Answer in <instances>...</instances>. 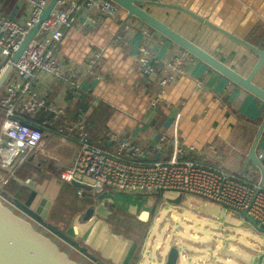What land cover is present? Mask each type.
<instances>
[{"label":"crops","instance_id":"0c3cea01","mask_svg":"<svg viewBox=\"0 0 264 264\" xmlns=\"http://www.w3.org/2000/svg\"><path fill=\"white\" fill-rule=\"evenodd\" d=\"M140 1L180 7L235 39L257 50H264V0ZM142 8L243 77L257 63L258 56L254 52L184 13L154 6ZM0 13L10 19L23 21L28 15V7L21 0H0ZM126 24L131 25L132 29L125 34L123 26ZM144 32L147 34L144 35ZM114 34L123 36L115 41ZM138 47L147 49L159 62L181 59L178 72L170 73L173 78L165 87L159 86L162 74L158 69L151 79L136 71ZM53 52L61 64L70 63L71 79L79 83L80 90L75 92L72 87L41 74L34 76L31 86L36 98L48 105L61 106L64 114L57 121L45 117L47 126L41 144L38 150L26 157V161L31 159V166L22 164L11 170L0 169V192L13 201L18 199L25 203L30 190L19 181L30 180L28 186L31 189L51 198L52 205L44 222L53 224L77 242L79 247L58 241L68 251V257H72L77 264L154 262V250L147 256L142 248L148 236L151 237L156 202L153 200L155 197L144 195L150 199L147 202L150 222L145 228L126 232L121 227V216L116 207L121 204L115 198L119 192L107 190L99 196L98 202L97 197L94 199L89 193L83 192L82 196H78L77 188L59 180L60 170L72 166L78 145L73 138L55 134L56 128L84 117L85 131L91 144L111 147L108 138L113 134L139 146L149 159L168 157L172 151L169 140L173 137L182 149L192 147L194 152L186 153L184 157L198 162L204 160L201 154L207 147L214 145L219 155L215 161L217 165L226 170L236 168L248 177L254 174L256 168L248 170L245 162L264 119V103L145 24L128 17L125 11L119 10L113 19L97 11L77 13L75 30L63 29ZM97 53L101 55L98 64L88 69L89 59ZM253 83L264 91V64L256 73ZM156 97H159L160 102L153 105ZM41 117L37 114L34 120L40 122ZM161 138L166 141L157 151L155 147L160 144ZM255 152L263 154L264 168V131ZM89 209L92 215L85 220ZM177 216L181 220L193 221L195 226L192 228L199 227L202 230L206 227L197 225L193 219ZM178 221L188 228L184 221ZM195 235L198 240L200 235ZM185 241L192 250L186 249L195 259L197 255H206L204 249L196 250L202 244ZM223 252L230 251L222 250L221 256ZM216 262L223 264V260Z\"/></svg>","mask_w":264,"mask_h":264},{"label":"built area","instance_id":"2783aa9c","mask_svg":"<svg viewBox=\"0 0 264 264\" xmlns=\"http://www.w3.org/2000/svg\"><path fill=\"white\" fill-rule=\"evenodd\" d=\"M21 1L28 7V15L23 21L10 19L0 13V76L7 66L11 65V71L0 90V169L3 170H11L17 165H22L30 153L38 150L47 126L45 117L57 121L64 114L61 106L48 105L44 100L36 98L31 86L34 76L41 74L72 87L75 92L80 90L79 83L71 79L70 63L61 64L53 52L55 44L62 37V30H75L76 14L81 11H97L113 19L120 10L110 0H57L53 10L39 25L17 61L12 62V56L37 24L40 14L50 2V0ZM131 29L129 24L123 26L125 34L130 33ZM146 34L144 32V35ZM121 36L114 34V40L119 41ZM137 51L136 71L151 79L158 69L162 74L159 82L161 88L172 80L173 76L170 73L178 72L180 58H174L172 62H159L144 47H138ZM100 56V53H97L89 59L88 69L98 64ZM159 102V97H156L152 104L157 105ZM37 114L42 115L40 122L34 120ZM84 121V117H79L75 122L64 124L55 130V134L73 138L78 145L72 166L60 170L61 182L70 184L75 182L87 186V192L94 199L105 194L107 190L153 197L167 193L174 195L170 200L155 204L154 222L159 221L158 232L163 234V238L156 242L155 237L148 236L145 241L143 253L149 256L151 251L155 252V261L149 264H164L172 247L178 252L177 264H217V260L218 262L223 260V264H231V259L221 256L220 252L247 250L239 242L242 239L254 250L252 253L258 260L264 258V247L253 241V238H257L264 243V234L253 228L241 215L245 213L247 217L253 219L257 229L264 228V183L259 185L260 177L258 182H252L243 171L236 168L226 170L217 165L215 161L219 159V155L214 145H209L201 154L207 162L187 159L184 157L186 153H193L194 149L192 147L182 149L175 137L169 140L172 151L165 159H149L147 153L139 146L129 140L119 139L113 134L108 138L111 147H99L89 142ZM165 141V138H161L155 149L160 151L161 144ZM256 156L257 160L263 159L262 153ZM29 182L30 180H26L22 183L28 185ZM83 190L85 189L77 188L78 196H82ZM187 193L224 207L226 218L239 223L237 226H231L222 224L214 218L205 219L216 225L219 231L211 230L214 234L212 243L198 245L196 250L199 248L210 250L205 256L197 255L196 259L185 247L189 246V243L177 236L170 237L171 225L179 222L178 220L184 221L190 229L195 226L193 221L181 220L177 216L184 211L180 204L182 196ZM178 197L179 203H173ZM0 203L43 236L66 243L48 229L44 222L29 215L2 192ZM164 206H168L173 212L160 222L158 214ZM236 228L247 232L244 238L236 235L235 240H224L227 235H233ZM205 229L211 228L206 226ZM179 230L184 233L180 228ZM189 237L191 241L197 240L193 233H190ZM221 239L224 240L223 246L218 247L217 240Z\"/></svg>","mask_w":264,"mask_h":264},{"label":"water","instance_id":"95a60500","mask_svg":"<svg viewBox=\"0 0 264 264\" xmlns=\"http://www.w3.org/2000/svg\"><path fill=\"white\" fill-rule=\"evenodd\" d=\"M116 6L127 13L128 17H132L145 24L147 27L164 37L166 40L172 42L182 50L186 51L194 58L204 63L209 68L213 69L221 76L252 95L256 99L264 103V91L254 85L253 79L256 73L259 71L261 66L264 64V50L260 51L256 48L235 39L229 34L211 26L204 20L199 17L187 12L186 10L171 5H165L161 3L154 2H145L140 0H110ZM57 0H50L46 8L42 11L39 16V20L33 29L29 31L27 36L21 42L17 51L12 56V62L17 61L22 51L25 49L27 44L32 39L39 25L49 16L53 10ZM142 6H154L159 8L170 9L186 14L187 16L197 20L198 22L206 25L207 27L216 30L217 32L223 34L229 39L239 43L241 46L249 49L258 56L257 63L251 70V72L243 77L231 68L222 64L220 61L212 57L211 55L205 53L197 46H195L190 41L186 40L175 31L152 17L148 12H146ZM83 16L85 13L82 14ZM11 71V65H8L3 74L0 76V90L7 79ZM264 131V119L260 124L252 145L250 147L249 153L246 158L245 165L248 163L252 167L256 168L260 174L259 185L261 186L264 183V168L262 165V160H257V154L255 152L257 142ZM23 164L31 166V159L25 161ZM30 193L25 197V203H21L18 199H14V202L23 210H25L29 215L37 219L38 221L44 222L47 211L52 205V199L49 198L44 193L31 189L28 185L23 184ZM75 188H81L88 190L87 186H82L78 183H71ZM180 197L176 198L173 203L178 204ZM92 215V210H87L84 219L88 220ZM242 217L258 232L264 234V228L257 229L256 223L253 219L247 217L245 213H241ZM48 229L53 231L56 235L66 241L73 247H79L77 242L68 237L64 232L59 230L56 226L50 223H46ZM81 251H84L83 248H79ZM178 252L172 247L169 249L166 260L164 264H177ZM0 264H77L75 261L71 260L68 255L61 251L59 247L49 238L43 236L39 232L33 229V227L23 219L16 216L11 210L6 208L0 203Z\"/></svg>","mask_w":264,"mask_h":264},{"label":"rangeland","instance_id":"374dc122","mask_svg":"<svg viewBox=\"0 0 264 264\" xmlns=\"http://www.w3.org/2000/svg\"><path fill=\"white\" fill-rule=\"evenodd\" d=\"M252 166L250 163H248V170H251ZM254 168V167H253ZM259 172L257 169L255 170L254 174L249 175L252 182H258L259 181ZM70 184V183H69ZM71 185V184H70ZM83 192H86V190H83ZM115 198L117 201L121 202V204L116 205L118 207L117 209L118 214L121 216V227L124 228L126 232L134 231L137 229L145 228L147 224L150 222V207H148L147 202L150 200L148 196L144 195H128L126 193H116ZM99 196H97V201L99 202ZM174 195L172 193L162 194L159 195L158 198H154V202L158 205L161 201L164 200H170L171 197ZM152 199V197H151ZM66 201V200H65ZM72 201L74 202V198H72ZM62 205L64 202L62 201ZM181 206L184 208V211L181 212L179 215L182 217L193 219L197 225L202 226H209L211 229H200L199 227H194L192 229H189L186 227L185 224L180 222H175L171 225V236H177L180 237L183 240H187L191 242V239L189 237V234L191 232L200 235L199 239L197 241H194V243L198 244H210L213 241V231L215 232L219 231L218 227L212 223L207 222L205 219L206 217H211L217 219L220 223H228L234 226H237V222L234 219L226 218V209L216 203H213L209 200H206L202 197L191 195V194H184L182 196L181 200ZM173 211L168 207L164 206L161 211L159 212V220L160 222H163L164 218L172 213ZM195 214L201 215L200 218H198ZM136 217L138 219L136 220ZM151 225V224H150ZM158 226L159 222H154L153 228L151 230V237H155L156 242H160L163 238V234L158 232ZM62 229L64 226H60ZM166 227V224L163 227V231ZM179 228H182L185 232L182 233ZM247 234V232H242L238 228L234 230L233 235H227L224 240H235L236 235H241L242 238ZM223 239L217 240V244L219 246H223ZM254 242H257L261 247H264V243H261L257 238H253ZM209 242V243H208ZM241 245H243L247 250H238L236 252H223V257H229L233 259L232 264H236L234 261L239 262L240 264H264V258L261 260L257 259V256L252 253L254 250L252 248L248 247L245 244V240L242 239L239 241ZM190 249L189 246H185ZM209 252V249H204L203 253L206 254ZM161 264V263H160ZM183 264V263H182Z\"/></svg>","mask_w":264,"mask_h":264},{"label":"trees","instance_id":"16d2710c","mask_svg":"<svg viewBox=\"0 0 264 264\" xmlns=\"http://www.w3.org/2000/svg\"><path fill=\"white\" fill-rule=\"evenodd\" d=\"M58 247L61 251L63 252H68L61 244H59V242L55 241V240H52ZM69 258L72 260L73 258L69 256Z\"/></svg>","mask_w":264,"mask_h":264}]
</instances>
